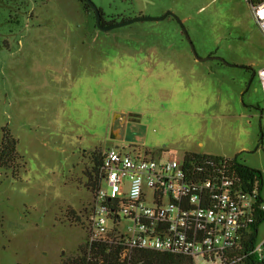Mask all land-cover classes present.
Listing matches in <instances>:
<instances>
[{"label":"rangeland","instance_id":"rangeland-1","mask_svg":"<svg viewBox=\"0 0 264 264\" xmlns=\"http://www.w3.org/2000/svg\"><path fill=\"white\" fill-rule=\"evenodd\" d=\"M91 1L106 22L163 19L104 32L80 0H0V145L7 129L25 166L0 168V264L80 253L84 174L111 147L237 157L264 196V34L247 0ZM115 114L131 141L111 139Z\"/></svg>","mask_w":264,"mask_h":264},{"label":"built area","instance_id":"built-area-1","mask_svg":"<svg viewBox=\"0 0 264 264\" xmlns=\"http://www.w3.org/2000/svg\"><path fill=\"white\" fill-rule=\"evenodd\" d=\"M264 34V1L254 9ZM264 95V68L259 71ZM100 187L89 207L84 244L97 264H133L149 251L193 264H240L237 254L256 217L264 213L258 191H244L226 164L203 167L163 161L132 143L106 149ZM86 218V217H85ZM254 253L264 260V241Z\"/></svg>","mask_w":264,"mask_h":264},{"label":"trees","instance_id":"trees-1","mask_svg":"<svg viewBox=\"0 0 264 264\" xmlns=\"http://www.w3.org/2000/svg\"><path fill=\"white\" fill-rule=\"evenodd\" d=\"M263 1L264 0H247L252 9L261 4ZM80 2L85 6V8H90L83 0H80ZM100 12L103 17V25L107 26L117 23L116 21L106 22L103 12ZM17 144V140L12 137L7 129H4L0 145V168L13 171L15 176L20 169L25 167L23 165L22 157L17 152ZM184 163L186 168L191 167V164H196L197 167H203L207 170V173L214 170V165L220 167L226 164V172L228 175L233 176L237 180L238 185H240L244 191L250 193L253 189H256L260 195L258 201L264 202V199L262 198V173L241 164L237 157L225 158L209 154L187 153L184 158ZM91 165L92 167L87 168L84 175L89 180L87 184L88 188L94 194L100 187V170L103 165L102 153H94L92 155ZM262 223H264V213L256 217L249 234L245 236L243 246L241 248L242 250L237 254L238 258H242L240 264H264V260H260L254 253L258 244L259 228ZM80 249V253L77 254V256L63 260L60 264H97L95 262V257H87L84 245L81 246ZM133 264H193V262L189 259L171 254L140 251L136 254Z\"/></svg>","mask_w":264,"mask_h":264},{"label":"water","instance_id":"water-1","mask_svg":"<svg viewBox=\"0 0 264 264\" xmlns=\"http://www.w3.org/2000/svg\"><path fill=\"white\" fill-rule=\"evenodd\" d=\"M83 1L86 5H88L95 12L97 27L104 32L110 31V30H113L116 28L124 27V26L130 25L132 23L139 22V21H150V20L159 21V20L163 19V18L152 19V18L141 17L138 19L127 20V21H123L121 23H115L112 25L105 26L102 24V18H103L102 14H101L100 10L95 6V4L91 0H83ZM183 32L187 36L185 29H183ZM187 38H188V36H187ZM188 40H189V38H188ZM192 48H193V46H192ZM193 51H194V54L196 55L194 48H193ZM198 60L204 61V60L199 59V58H198ZM119 119L126 120V117L121 115V114H115L113 126L111 128V139L114 141H120V140L124 139L123 136L121 134H117V131H116V125H117V122L119 121ZM127 140L131 141V139H127Z\"/></svg>","mask_w":264,"mask_h":264},{"label":"flooded vegetation","instance_id":"flooded-vegetation-1","mask_svg":"<svg viewBox=\"0 0 264 264\" xmlns=\"http://www.w3.org/2000/svg\"><path fill=\"white\" fill-rule=\"evenodd\" d=\"M116 131H117V134H121L123 138H125V136L126 138L127 137L130 138L134 134V131L132 130V127L127 119L126 120L119 119L116 125Z\"/></svg>","mask_w":264,"mask_h":264},{"label":"crops","instance_id":"crops-1","mask_svg":"<svg viewBox=\"0 0 264 264\" xmlns=\"http://www.w3.org/2000/svg\"><path fill=\"white\" fill-rule=\"evenodd\" d=\"M215 156H218V155H215ZM221 157H222V156H221ZM225 158H227V157H225ZM262 198L264 199V196H263V195H262ZM263 241H264V240H263ZM263 241H262V242H263Z\"/></svg>","mask_w":264,"mask_h":264}]
</instances>
